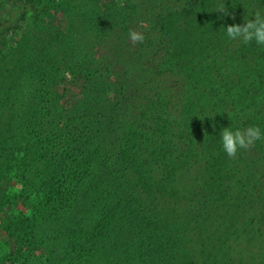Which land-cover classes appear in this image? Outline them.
Segmentation results:
<instances>
[{
  "label": "trees",
  "instance_id": "1",
  "mask_svg": "<svg viewBox=\"0 0 264 264\" xmlns=\"http://www.w3.org/2000/svg\"><path fill=\"white\" fill-rule=\"evenodd\" d=\"M200 1L211 17L203 12L197 19ZM17 2V19L0 24V47L27 21L28 0ZM192 4L189 10L168 6L157 20L146 21L164 31L167 14L187 19L185 9L201 26L204 43L188 40L181 79L173 84L177 99L169 100L168 110L173 115H152L145 125L139 118L120 130L117 104L107 102L89 120L77 102L62 115L44 107L45 115L33 117V130L0 161V211L9 206L0 226L16 243L10 257L0 252V264H12L24 243L39 244L47 252L46 264H183L189 255L179 249L190 243L181 236L189 230L200 241L211 239L222 247L211 253L208 264H232L234 249L249 240L245 249L254 242L256 262L264 264V140L234 157L219 142L223 127L264 128V46L229 41L224 34V27L242 25L253 12L264 13V0ZM95 6L91 17L99 38L116 23L127 27L124 8L103 19L105 13ZM165 33L170 35L168 29ZM107 67L102 64L94 72ZM113 81L122 97L118 106L129 107L134 85L126 93L118 77ZM147 103L137 106L140 114L160 108L153 100ZM44 124L48 129H41ZM184 171L188 175L181 179ZM7 172L20 188H1Z\"/></svg>",
  "mask_w": 264,
  "mask_h": 264
},
{
  "label": "rangeland",
  "instance_id": "2",
  "mask_svg": "<svg viewBox=\"0 0 264 264\" xmlns=\"http://www.w3.org/2000/svg\"><path fill=\"white\" fill-rule=\"evenodd\" d=\"M194 1L28 0L27 21L24 27L7 37L5 44L0 47V161L9 150H15L19 139L26 132L33 130V117L45 115L44 107L51 109L53 115H62L77 102L82 104L84 114L89 120L91 117L95 118L94 116L102 112L101 110H105L103 106H107L108 103L110 106L117 104L115 107H118L116 111L120 113L118 122L120 130L134 125L139 118L143 121L140 125H145L151 121L152 115L167 113L173 115L168 111L169 100L177 99L173 95L175 90L173 84L175 80L181 79V73L178 71L180 65L186 64L188 40L197 38L199 44H203L204 38L199 34L201 26L194 23V15L190 11L187 12L185 9L182 11L186 19L179 17L172 10H179L182 7L189 10ZM95 3L105 13L103 19L108 18L114 9L124 8V15H128L125 18L129 21L126 22L127 27L116 23L108 27L99 38L91 17L93 9H96ZM233 5L234 3L227 8L230 9ZM168 6L172 12L167 14L168 24L164 31L158 29L155 23L151 25L152 27L146 24V21L157 20V14L167 10ZM197 6L199 12L197 19H202L203 12L211 17V13L204 8L201 1ZM18 9L17 0H0V24L16 20ZM247 13L248 11L246 15ZM245 17L251 18L250 15ZM178 19L181 20V24L182 20L184 22L180 26ZM129 29L142 31L144 41L133 44L127 36ZM167 29L170 35L165 33L164 36ZM167 38L171 41L169 42ZM161 42L163 43L160 46ZM167 50L170 51V55L165 53ZM102 64H107L108 67L97 70L100 74L94 72V69ZM160 68L164 69L161 73ZM115 77H118L120 85L124 86V92L129 93L132 84L135 87L134 93L132 92L129 97L131 98L129 107H126V104L118 106L122 97L119 84H114ZM147 99L148 105L153 100L160 108L157 112L150 108L149 112L147 111L149 114H140L141 110L137 106L141 104L145 106ZM55 106L57 108L54 111ZM44 127L48 129L45 124L41 129ZM186 175L188 173L184 171L179 176L181 178ZM1 177L3 181L1 188L5 184L8 185L5 188H20L11 173L2 174ZM26 195L29 196L28 191ZM8 208L9 206H6L0 211L3 218ZM181 237L182 241L190 243L188 246L178 248L182 253L187 251L189 255L183 264H208L207 258L212 252H221L222 247H217L218 241L211 239L200 241L195 231L189 230ZM6 238L8 244L4 245ZM245 238L247 237L244 236L241 240ZM249 241L246 243L241 241L243 246L240 250L239 247L234 249L235 258L232 264H242V260L246 264L254 262L257 264L259 250L256 251L254 242L245 249ZM202 242L205 246L199 248ZM232 242L236 241H227V244L230 246ZM0 244V248L4 250L0 252L10 257L9 248L14 249L16 243L2 231L1 226ZM39 246L35 243L27 247L24 243L22 255L13 260L12 264H46L47 252L42 251Z\"/></svg>",
  "mask_w": 264,
  "mask_h": 264
},
{
  "label": "clouds",
  "instance_id": "3",
  "mask_svg": "<svg viewBox=\"0 0 264 264\" xmlns=\"http://www.w3.org/2000/svg\"><path fill=\"white\" fill-rule=\"evenodd\" d=\"M224 12V7L218 8ZM227 14V13H225ZM253 19H244L242 25L232 24L224 27V34L229 41H238L244 45L254 42L264 46V13L260 11L249 14ZM128 39L133 43L143 42L145 37L142 31L129 29ZM264 140V128L251 125L246 128L223 127L219 131V142L223 152L228 157H234L238 150L246 149L255 141Z\"/></svg>",
  "mask_w": 264,
  "mask_h": 264
}]
</instances>
